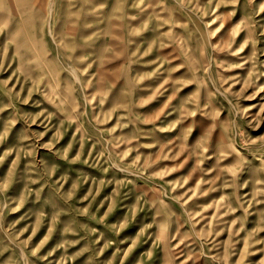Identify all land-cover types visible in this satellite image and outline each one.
I'll return each mask as SVG.
<instances>
[{
	"label": "rangeland",
	"instance_id": "obj_1",
	"mask_svg": "<svg viewBox=\"0 0 264 264\" xmlns=\"http://www.w3.org/2000/svg\"><path fill=\"white\" fill-rule=\"evenodd\" d=\"M0 264H264V0H0Z\"/></svg>",
	"mask_w": 264,
	"mask_h": 264
}]
</instances>
